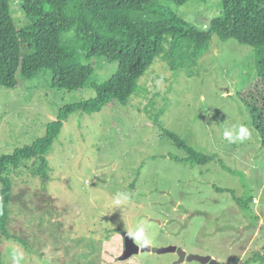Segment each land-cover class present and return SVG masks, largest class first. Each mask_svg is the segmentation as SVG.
<instances>
[{"label": "rangeland", "instance_id": "374dc122", "mask_svg": "<svg viewBox=\"0 0 264 264\" xmlns=\"http://www.w3.org/2000/svg\"><path fill=\"white\" fill-rule=\"evenodd\" d=\"M162 4L201 27L220 11L218 0ZM10 5L20 30L28 24L23 1ZM26 41H19L21 59L31 54ZM255 60L252 47L213 36L209 51L191 68L173 73L162 61L152 65L141 82L147 92L135 96L132 105L113 102L93 114H71L47 156L48 190L26 172L15 177L10 234L25 243L4 242L5 264H87L89 237L91 244H107L111 240L101 232L108 236L105 229L116 223L115 228L134 226L139 240L179 245L189 254L226 264H264L250 260L264 258V145L238 95L257 78ZM87 63L93 72L76 91L52 88L48 77H19L13 88L0 86V153L42 137L60 108L93 98V85L118 69L101 58ZM155 92L158 104L168 98L159 119L136 106ZM241 126L250 131L248 139L224 138L226 130L235 134ZM164 130L217 158L203 165L178 161L187 155ZM173 258L157 254L151 264Z\"/></svg>", "mask_w": 264, "mask_h": 264}, {"label": "trees", "instance_id": "16d2710c", "mask_svg": "<svg viewBox=\"0 0 264 264\" xmlns=\"http://www.w3.org/2000/svg\"><path fill=\"white\" fill-rule=\"evenodd\" d=\"M22 1L28 24L17 30L11 0H0V86L13 88L19 77H48L52 88L76 91L92 74L93 66L87 63L92 59L117 63L118 69L107 81L93 85V98L60 108L42 137L11 153H0V264H5L1 248L6 240L18 238L25 243L10 234L12 204L17 199L15 177L26 172L40 181L42 190H48L51 166L47 156L64 121L75 112L93 114L113 102L132 105L135 96L147 92L141 82L152 65L162 61L173 73L191 68L209 51L213 36L221 42L234 39L254 49L257 78L238 95L249 109L264 145V0H218L220 11L203 27L165 9L162 2L183 6L209 0ZM20 39H27L31 51L22 59ZM157 95L155 92L142 107L136 104L138 111L159 119L168 98L163 96L158 104ZM164 133L186 153V158L178 161L203 165L217 158L189 146L172 132ZM234 197L243 207V201ZM257 256L251 262H264L263 256Z\"/></svg>", "mask_w": 264, "mask_h": 264}, {"label": "flooded vegetation", "instance_id": "af4514ba", "mask_svg": "<svg viewBox=\"0 0 264 264\" xmlns=\"http://www.w3.org/2000/svg\"><path fill=\"white\" fill-rule=\"evenodd\" d=\"M133 202H130V203H133ZM131 208L135 212V204H132ZM115 226H109L111 227V230L105 229L107 233H109L108 236H105V234L101 232V235L104 236V239L107 238V240L108 239L111 240L107 244H102L99 246H97V244L96 245L91 244L90 242L92 241V236L89 237L90 244L87 242L85 246L86 247L85 248L86 250L85 258H88L86 260L87 264H92L94 262H99L100 264H114L115 263L114 261H116V263L117 262L128 263L130 260H132L134 264L135 263L136 264H151L152 259L154 258L155 255L166 254V253H170L174 256V258L170 260L168 264H184L186 261H193V260H188V256L190 254L187 253V250H185L183 247H180L179 245L154 244L153 242H151L150 240H146L145 238L143 240H139L135 236L136 231H135L134 226L127 227V226L120 225L119 227H116V228ZM126 233H129L131 235L132 240L134 242V244L130 243V246H132L133 249L137 247L138 251L136 253H132L131 255H128L127 257H123L125 250H126V238H127ZM128 239H129V236H128ZM112 241L114 243H112ZM167 247H172V249L166 252H158L159 249L167 248ZM114 249H117L118 252H116V254L113 257L110 256L109 258L108 257L109 253L111 252V250L115 251ZM206 256H209V255H206ZM195 261H198V260H195ZM198 262L200 264H203L200 261ZM219 262H221L222 264H226L224 261H219Z\"/></svg>", "mask_w": 264, "mask_h": 264}, {"label": "water", "instance_id": "95a60500", "mask_svg": "<svg viewBox=\"0 0 264 264\" xmlns=\"http://www.w3.org/2000/svg\"><path fill=\"white\" fill-rule=\"evenodd\" d=\"M128 236H129V239H128ZM126 237H127L126 238V250H125L123 257H127L128 255H131L132 253H136L138 251L137 247H135V249H133L132 246H130V243L134 244L131 235L129 233H126ZM171 249H172V247L161 248L158 250V252H166V251L171 250ZM188 260H198L203 264H206V263L222 264L221 262L217 261L216 259L211 258L210 256H206V255L190 254L188 256Z\"/></svg>", "mask_w": 264, "mask_h": 264}, {"label": "clouds", "instance_id": "9594fccd", "mask_svg": "<svg viewBox=\"0 0 264 264\" xmlns=\"http://www.w3.org/2000/svg\"><path fill=\"white\" fill-rule=\"evenodd\" d=\"M249 137H250V131L243 126H241L235 134L234 132L227 130L224 132V138L229 140L230 142H235L237 140L243 142Z\"/></svg>", "mask_w": 264, "mask_h": 264}]
</instances>
